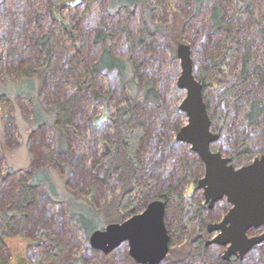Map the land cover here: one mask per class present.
<instances>
[{"label": "rangeland", "instance_id": "obj_1", "mask_svg": "<svg viewBox=\"0 0 264 264\" xmlns=\"http://www.w3.org/2000/svg\"><path fill=\"white\" fill-rule=\"evenodd\" d=\"M110 1L0 0V209L7 208L17 195H26L34 174L36 181L44 182L39 183L36 189L39 196L31 204L25 236L12 232L6 236V244L0 247V258L9 260L10 264L39 263V242L46 231L55 232L68 246L63 258L52 264H82V261L101 264L97 255L103 252L93 251L90 235L87 237L72 217L69 201L81 202L85 208L89 205L84 196L92 192L91 186L94 185L91 168L101 159L106 142L115 138L111 116L132 99L130 87L122 89L118 85V78L114 77L117 73L93 72L94 64L105 47L102 42L95 41L96 30L104 22L110 24L114 35L107 39L106 45L112 46L115 55L126 59L132 57V38L127 37L126 31L136 38L140 34L147 36V32L141 31L146 18L142 6L137 7L135 14L123 8L116 16H110ZM217 1L206 0L198 13L194 0H150V3L152 7H160L156 16L168 23L177 19L175 23L180 28L182 22H187L183 30L178 29L184 41L177 42V45L184 42L191 46L198 79L202 76L199 69L207 72L208 86L204 97L207 95L210 103L212 129L219 134L212 150L229 157L231 163L239 168L264 154V119L252 129L246 128L245 120L252 101L256 98L264 100V83L260 82L255 70L246 84L237 80L243 67L244 46H249L248 68L253 70L264 65V40L256 32L260 20L238 15L235 0L222 2L226 9L225 22L231 25L232 34L228 35L224 30L214 31L212 15ZM254 6L259 9L260 18H264V0H256ZM74 16L79 24L75 37L69 31ZM48 34L52 35V40L46 49L36 46L34 42ZM234 34L237 42H234ZM233 44L235 56L230 59L225 78L220 77L218 70L210 69L211 63L207 58L209 55L219 56ZM156 48L153 54L138 57L141 58L142 73L153 76L163 95L161 106L152 101L145 103L143 83L138 93L141 106L135 113L150 126L141 151L142 168L138 175L148 184L145 202L138 204L137 212L132 210V214L127 213L117 222L142 212L155 200L156 192L172 185L174 189L167 201L161 200L166 202L165 223L170 246L173 250H181L201 236L203 230L207 232L209 223L218 221L226 213L227 203L225 200L218 202L212 209L205 204L204 189L198 187L199 179L205 174V165L199 163V155L190 144L177 140L179 130L188 122L180 109L187 90L177 84L182 71L177 47L175 55L159 36ZM135 52L137 55L139 48L138 53L137 50ZM89 74L96 80L97 89L101 90L100 97L93 89H86L84 83ZM228 85L234 88L231 100L223 98ZM63 104L72 107L73 125L66 133L74 160L60 156L61 160L57 162L46 153L58 142V132L53 126L57 118L54 108ZM244 132L251 139L248 144L251 153L245 151L242 142L237 143L238 134ZM41 167L45 168L38 170ZM94 190L93 198L105 213L96 215L87 211L82 219L78 217L86 222L89 231L109 223L111 209L107 206L122 191L118 173L109 181L98 180ZM136 196L133 193L132 198ZM192 202L202 209L196 210ZM200 218L204 220L202 225ZM207 234L206 243L218 233ZM260 234H264V226L249 231L250 236ZM262 244L264 239L244 257L236 256V264H264ZM207 247L205 257L194 254L198 246L184 256L180 252H186L185 247L176 253L182 259H170L169 252L161 264H219L227 261L224 257L226 246L210 243ZM128 253L126 241L109 254L117 264H126Z\"/></svg>", "mask_w": 264, "mask_h": 264}, {"label": "trees", "instance_id": "obj_2", "mask_svg": "<svg viewBox=\"0 0 264 264\" xmlns=\"http://www.w3.org/2000/svg\"><path fill=\"white\" fill-rule=\"evenodd\" d=\"M205 1L206 0H194L195 5L198 8H196L197 13ZM223 1L224 0H218L214 7L212 15V27L214 28V31L220 32L224 30L228 32V35H230L232 34L231 25L228 22H225L226 9L222 5ZM235 1L238 15H241L242 18H249L252 16L253 18L255 17L260 20V23L256 26V32L261 37V39L264 40V18H260L259 9L254 6L256 0ZM138 6H142L144 8L143 13L145 14L146 18L141 31L147 32V36L140 34L136 38L133 33L131 34L130 31H126L127 37L132 38V57L128 59L119 57L113 53L111 45H106L107 39L112 38L114 35L112 29L110 28V24L104 22L96 30L95 41L102 42L105 47L98 60L94 64L93 72L101 71L108 74H114V72L117 73V75L114 74V77L117 76L116 78H118V85L122 87V89H126L127 86L130 87L132 101H128L124 105L120 106L117 109V112L111 116V121L115 130V138L112 142H106V148L101 155V159L99 161L97 160V162L93 164L91 168L92 179L94 181L92 184L94 185L91 186L92 192H89L84 196L87 199L89 205H85V208L81 202H77L76 200L69 201L72 217L85 231L87 237H89L91 232L104 225L95 226L89 231V227L86 225V222L81 221L87 211H91L96 215H100L102 212L105 213L103 209L98 207L96 200L92 195L95 193V183L98 180L109 181L112 176L115 175V173H118V178L122 182L121 194L114 197L107 206L111 209V211H109L111 214V219L108 220L109 223L124 219L127 216V213L132 214V210L133 212H137V207L141 204V202H145L148 184L144 183L138 175L142 168L141 151L144 148V141L149 133L150 126L147 125L145 121L140 119V117H138L135 113L139 111L141 106L138 100V93L143 83L144 92L142 96L145 103L152 101L154 103H160L161 106L163 105V95L160 94L153 76H149L148 73H142L141 64H139L141 58L138 57H144L149 53L153 54L156 52V42L159 40V36L165 40L166 46H168L169 49L171 48L175 55L177 42L184 41V38H181L178 29L181 28V30H183L182 28L183 26L184 28L187 26V22H182L183 25L181 24V27L178 28L177 23H175V21L177 22V19H175V21L172 23H168V21L162 17H157L156 14L157 11L160 10V7H152L150 0H111L108 6V13L110 16H116L121 9L125 8L128 12L135 14ZM74 19L75 16L71 21V28L69 31L75 37L79 24ZM51 36L48 34L47 36L37 39L34 43H36V46L39 48L46 49V46L51 43ZM233 36L234 42H237L236 34ZM135 50H137V55ZM234 50L235 45L233 44L232 46L224 49L223 52L219 54V56L218 54L216 57L209 55L207 59L208 62L211 63L209 66L210 69L218 70L220 77L225 78V74L229 71L228 67L230 59L233 60L235 56ZM244 50L242 63L243 67L241 74L237 77L238 82L240 84L242 83L243 85L249 82L250 74L255 70L260 82L264 83V65L256 66L253 70L248 68L250 55L249 46H244ZM199 70L202 72V76L199 79L204 84L205 92V89L208 86V79L206 76L207 72L202 70V68ZM89 72L91 73V71ZM43 76L44 74L42 77ZM84 84L86 89H93L96 96L100 97L102 95L101 90L97 89L96 87V80L92 74H89V77ZM236 85H238V83H236ZM233 89V85H228L227 91L224 93L223 98L226 100H231L233 98ZM204 99H208L207 95L204 97ZM207 104L209 110L210 103L208 100ZM54 110L56 111L57 118L53 126L57 130L59 138L56 146L53 149L49 148L47 151V157L52 158L57 162L61 160L60 156L66 157V159L74 160L71 144L68 139V134L66 133L67 130H71V125H73L71 119L72 107L69 104L56 105ZM263 119L264 100L262 98H256L252 101L250 109L245 114V120L247 122L246 128L252 129V127L258 126L259 123L263 121ZM250 132H252V130ZM250 140L249 134H246L245 132L238 134L237 143L242 142L243 146L246 147L245 151L248 153L252 152V149L248 145L250 144ZM198 161L199 163L202 162L199 157ZM195 163L197 162L195 161ZM42 168L45 167L38 168V170ZM34 175L32 181L27 187L26 195H17L10 200L11 202L7 208L0 209V247L2 244H6L5 238L7 235L12 234V232H16L17 236L24 237L26 231H28L26 221L28 220V217H30L31 204H33L35 199L39 196L38 192H36L39 183H44L42 181H36L34 179ZM173 189L174 188L172 185L164 187L156 192L154 198L164 199L167 201L168 195ZM133 193L137 194L134 199L132 198ZM192 205L194 208H196V210H198V208L199 210L202 209L194 202H192ZM78 217L81 219H78ZM199 221L200 225H202L204 220L200 218ZM203 232L204 233L201 236L193 239L192 242H189L191 244H186V246H184V248L181 250H173L170 248L171 250L168 257H171L170 259L172 260H180L183 257L180 258L176 256V253H178V251L185 250V247H187L186 252L180 253H183L184 256L188 255L194 246H198L194 254L205 257L208 253V247L206 240L204 239L208 235V232H206V230H203ZM39 246L41 247V253L39 257V263L37 264H52L57 262L59 259L63 258L64 253L68 248L67 244L59 235H57L55 232L47 231L41 236ZM260 247L264 250V244H262ZM93 251L98 252L96 249H93ZM97 256V259L101 262V264H117L113 260L114 257H111L110 254L107 255L103 253L98 254ZM127 261L128 262H126V264L136 263L129 253L127 254ZM236 262L237 259L232 258V260L221 261L219 264H236ZM0 264L10 263L9 260L0 258ZM82 264L87 263L82 261Z\"/></svg>", "mask_w": 264, "mask_h": 264}, {"label": "water", "instance_id": "obj_3", "mask_svg": "<svg viewBox=\"0 0 264 264\" xmlns=\"http://www.w3.org/2000/svg\"><path fill=\"white\" fill-rule=\"evenodd\" d=\"M177 55L182 66L177 84L187 90L180 109L188 118L179 130L177 140L190 144L205 164V174L198 181V187L204 189L209 206L224 197L232 205L221 222L208 225L210 233H219L207 243L227 246L226 259L231 256L242 258L264 239V234L249 235L250 230L264 226V154L252 163L236 168L229 157L212 150L219 134L212 129L204 84L195 75L191 46L178 43ZM165 212L166 202L155 199L142 212L94 230L89 237L90 244L109 254L127 241L129 254L136 263L161 264L171 248Z\"/></svg>", "mask_w": 264, "mask_h": 264}, {"label": "flooded vegetation", "instance_id": "obj_4", "mask_svg": "<svg viewBox=\"0 0 264 264\" xmlns=\"http://www.w3.org/2000/svg\"><path fill=\"white\" fill-rule=\"evenodd\" d=\"M199 159L202 161V159L199 157ZM201 164H204V162L202 161L201 162ZM205 165V164H204ZM200 180V179H199ZM199 189H202V188H199ZM205 195V194H204ZM226 201V203H227V211H226V213L218 220V221H214V222H211V223H219V222H221L222 220H223V218H224V216L227 214V212L230 210V208H231V204L227 201V198L226 197H224L223 199H221V200H218L213 206H209V203L206 201V197H205V204L207 205V207L209 208V209H212V208H214L215 206H216V204L218 203V202H221V201ZM211 223H209V224H211ZM208 224V225H209ZM208 225H207V232L208 233H210L209 231H208ZM217 233H219V231H216ZM212 234V233H211ZM210 240H211V238H210ZM207 241H209V240H207ZM208 244V243H207ZM222 246V245H221ZM226 248H227V246H226ZM232 258H236V256H231L230 257V259H226V260H232ZM237 259V258H236Z\"/></svg>", "mask_w": 264, "mask_h": 264}]
</instances>
